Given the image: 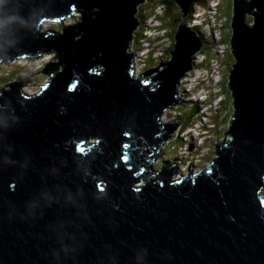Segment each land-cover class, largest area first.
Here are the masks:
<instances>
[{
    "label": "water",
    "instance_id": "water-1",
    "mask_svg": "<svg viewBox=\"0 0 264 264\" xmlns=\"http://www.w3.org/2000/svg\"><path fill=\"white\" fill-rule=\"evenodd\" d=\"M142 1L0 0V264H264V0H235L229 141L177 179L150 159L203 41L180 25L164 70L132 76ZM191 1L176 0L183 16ZM76 8L84 22L41 30Z\"/></svg>",
    "mask_w": 264,
    "mask_h": 264
},
{
    "label": "rangeland",
    "instance_id": "rangeland-1",
    "mask_svg": "<svg viewBox=\"0 0 264 264\" xmlns=\"http://www.w3.org/2000/svg\"><path fill=\"white\" fill-rule=\"evenodd\" d=\"M207 2V7H210V10L212 12L219 14L217 21L213 19L214 14H206V17L211 20L212 23H208L207 21L202 22V19L195 17V24H199L200 22H202L204 23V27H202L201 25V27H189L187 29H191L201 35L203 30L204 35H207L206 38L215 37L216 39L218 37V31L216 33L215 29H221L219 30V42H221V40H223L224 38L226 39V37L228 38V40H230L233 35L232 18L234 17L233 9L235 0H207ZM165 3L168 6H164L163 4ZM169 3H171V7ZM158 5H160V7L157 8L158 11H154L153 9ZM191 8L194 9L191 16L197 15V13H195L197 11H200V13L202 14L203 11L206 12V6L197 0L191 1V4H189V9ZM98 9L99 8L96 6L95 8H93V10ZM138 9L140 10L138 16L143 14L147 15L149 19H154L150 24V28L152 30H150L149 33H143V35H146V37L136 40L135 44L137 48H139L140 45L146 46L145 42L148 43L149 41H152L155 44L152 45V43H150L152 45V48L154 49L152 55L150 56V63H148L147 66V70H149L151 68L158 67L161 61L164 62L172 60V57L169 55L168 49H175L176 46V35L174 33V28L179 30L180 25L185 26L186 23L191 24V20L193 19H190L187 16L189 15V13H187L186 16H183L185 15V12H183L180 4L176 3V0H144L138 4ZM82 18L83 15L81 14V12H78L77 14L76 12H74L72 16L65 17V22L64 20L63 22H45L44 24H42L41 30L43 32L52 30V32H55L56 34H62L64 33V27L67 28V26L69 25L84 22ZM254 18L255 16L252 13H247L245 19L249 24H254ZM210 26H216V28H210ZM186 27H188V25ZM134 31L136 33L140 32L139 29H136ZM220 31H222L224 35H222V33L220 34ZM79 36L80 38L82 37L81 35ZM221 43L222 44H220V46H218L216 49L217 51H220V60L211 58L209 61H205L203 52H196L193 54L194 58L192 59V69H189L186 74H184V76L179 81L181 82V84L179 83L180 85H178L177 87V90H179L180 92L179 94H177V96L179 99H182L181 103H175L170 108L164 109V112L161 115V119L166 121V123L180 121V125L175 128L174 132H172V135L169 138L162 141V149L160 154L158 153L160 163L159 160H155L156 168L160 167L162 163L161 161L164 160L165 164L174 162H176V164H179L182 171L178 170L177 172L181 171L184 174L188 173V167L192 166V171L195 173L198 170H202L207 164H209L212 158L218 156L217 153H215L216 144L220 143L222 140L224 141V139V143L229 141L230 135L229 133L226 134V132L230 129L231 122H233L234 120L233 112L235 111L233 106L235 98L232 95L229 86L231 76L229 67H233L232 64L235 63V59L231 54V46H227L226 42ZM148 45L146 46V48H144V52L148 51L149 54L152 48H150V45ZM129 50H133L132 42H130ZM225 50L227 52L229 51V55L225 53ZM144 52L139 51V54L142 56L138 60L139 64L137 66V71H134V74L136 72L134 76L145 70L144 66H142V64L140 63V60L143 56H148H146ZM61 60L62 59L60 56H47L46 61L41 62L39 75L44 70L43 68H46L50 63H54V65H56L54 66V69L59 68L57 64H59V62L62 63L63 60ZM204 65H206L207 67H204ZM5 66L6 65H4V63L0 62V83L2 77L5 74V71L2 70V68L5 69ZM19 66H34V59L21 61L19 62ZM53 70H50V72H52ZM63 70L64 68L58 71L56 75H54V77H57ZM163 70L164 65H160L159 71ZM159 71L151 72L150 75L154 77L158 74ZM51 74L49 73L48 79L50 84H52V81L54 80ZM22 77L23 76H18L16 77V79L22 83V79L20 80V78ZM7 87L8 85L0 84V90L6 89ZM27 89L29 95L36 94L37 90L30 88ZM1 92L2 91H0V93ZM0 97V100H2L3 96ZM206 99H209L207 100L208 102L205 101ZM197 101L200 104L199 109L197 113L194 112V110L191 113V110L196 107L195 103ZM204 102H206L207 106ZM183 115L185 117H183ZM191 115L193 120L191 119L187 124L186 119L182 118H187L188 116L191 117ZM200 115L201 118L199 117ZM202 126H206V128L209 129H205V132L203 131L202 133H200V128ZM219 129H224V133ZM158 164L160 166H158ZM161 169L162 167L160 168V170ZM181 175L183 174L181 173ZM178 176L180 177L179 173H177L175 178H179ZM137 184L142 186V182L140 180L137 181Z\"/></svg>",
    "mask_w": 264,
    "mask_h": 264
},
{
    "label": "trees",
    "instance_id": "trees-1",
    "mask_svg": "<svg viewBox=\"0 0 264 264\" xmlns=\"http://www.w3.org/2000/svg\"><path fill=\"white\" fill-rule=\"evenodd\" d=\"M163 1V0H162ZM164 6H168L166 3L165 4H163ZM169 5H170V7H171V3H169ZM158 7H160V5H158V6H156L155 8H156V10H157V8ZM138 8V7H137ZM138 11L140 12V10L138 9ZM194 11V9H190V11H189V15H187L189 18H190V15H192V12ZM139 12H137L136 13V17H137V15H138V13ZM139 17H141L142 18V21L141 22H139V25H137L138 27L136 28V29H139L140 30V32L139 33H136V32H134V36H136V37H144V35H143V31L144 30H147V26H146V24H143L144 22H143V20H146L145 18H148L147 17V15H144V17H142L141 15H139ZM198 27V26H197ZM177 30L178 29H175L174 28V33H175V35H176V33H177ZM221 30V29H220ZM52 32V31H51ZM193 32V35L194 36H198V37H202V41H203V44H202V46H201V49L199 50V51H197V52H203V54H204V56H205V61H209L211 58H215V59H217V60H220L221 58H220V56H218L216 53H215V49H213V46L215 45V40H212V39H209V38H206V37H203L201 34H198L197 32H194V31H192ZM222 32V31H221ZM52 34H55L54 32H52ZM222 35H224V33L222 32ZM231 40V39H230ZM230 40H228V38L226 37V39L224 38L223 40H221V42H226V44H227V46H231V43H230ZM176 42V41H175ZM232 47V46H231ZM174 49H172V48H170V49H168V51H169V55L172 57V51H173ZM226 51V50H225ZM229 52V51H228ZM227 51L225 52V53H227L228 55H229V53H228ZM233 52V51H232ZM231 52V54L233 55V53ZM57 56H59L58 54H57ZM192 58H194V57H192ZM233 58H234V56H233ZM235 59V58H234ZM150 60L151 59H149V60H147L146 62H148V63H150ZM197 64V63H196ZM235 64V63H234ZM148 66V65H147ZM204 67H207L206 65H204ZM230 68V70H231V68L232 67H229ZM62 69V66H59V68H57V71L56 72H58V71H60ZM56 72L54 73V75H56ZM229 83H230V81H229ZM230 87H231V84L229 85ZM232 92V91H231ZM233 95V94H232ZM195 108L194 109H192L191 110V113H192V111L194 110V112H196L197 113V111H198V109H199V106H200V104H198V103H195ZM193 115V114H192ZM192 115H191V117H187V118H182V119H186V121H187V124H188V122L192 119ZM183 117H185L184 115H183ZM181 118V117H180ZM193 120V119H192ZM221 132H223L224 133V129H219ZM219 134V133H218Z\"/></svg>",
    "mask_w": 264,
    "mask_h": 264
},
{
    "label": "bare ground",
    "instance_id": "bare-ground-1",
    "mask_svg": "<svg viewBox=\"0 0 264 264\" xmlns=\"http://www.w3.org/2000/svg\"><path fill=\"white\" fill-rule=\"evenodd\" d=\"M200 3H202L203 5H205L206 6V12H212L211 10H210V7L208 8L207 7V0H205V2H200ZM210 4V3H209ZM210 6V5H209ZM218 6V5H217ZM154 11H158V10H156V8H154L153 9ZM74 12H76V14L79 12V11H74ZM74 12H72L71 14H70V16H72V14L74 13ZM195 13H197V15H193V16H191L190 15V19H193V20H191V24H187L188 25V27H186L187 25L185 24V28H189V27H197V26H199V27H201V25H202V27H204L203 25H204V23H202V22H204V21H207L208 23H211L210 22V20L206 17V15L205 14H202V13H200V11H197V12H195ZM194 13V14H195ZM142 17H144V15L142 14L141 15ZM195 17L196 18H199V19H202V22H200L199 24H195V22H194V20H195ZM138 18V23L139 22H141L142 21V18L141 17H137ZM146 20H143V24H146V26H147V30H144L143 31V33H149L150 32V30H152L151 28H150V24H149V18H145ZM63 20H64V22H65V17L63 18ZM51 21H53V19H47L46 21H43V23L42 24H44L45 22H51ZM153 21V20H152ZM63 22V21H62ZM206 22V23H207ZM42 24H40L41 25V28H42ZM220 30V29H219ZM215 32L217 33V29H215ZM222 32L220 31V34H221ZM202 36L203 37H207V35H204V32H203V30H202ZM146 37V35H144V37H136V36H133L132 37V40H131V42L133 43V48L136 50V59H139V58H141V56L142 55H140L139 54V51H143L144 52V48H146V46L148 45V43H146L145 42V44H146V46H139V48H137L136 46H135V44H136V40H139V39H143V38H145ZM161 38V37H160ZM209 38V37H208ZM218 38V37H217ZM200 40L202 41V37L200 38ZM212 40H214V39H212ZM151 43H152V45H155L152 41H151ZM152 45H150V48H152ZM156 46H158V45H156ZM219 46V41H216L215 40V45L213 46V49H217V47ZM153 49L154 48H152L151 49V52H153ZM156 49V48H155ZM159 49V48H158ZM147 52V51H146ZM202 53V52H201ZM144 54H145V52H144ZM144 58V56L142 57V59ZM48 66V65H47ZM209 67V66H208ZM201 68V67H200ZM44 69V68H43ZM42 69V70H43ZM65 69V68H64ZM135 74H136V72H135ZM134 74V75H135ZM139 75V74H138ZM51 76L53 77V78H55L54 77V73H52L51 74ZM137 76V75H136ZM147 76H148V78L147 79H151L153 76L152 75H150V74H147ZM23 78V77H22ZM22 78H20V80L22 79ZM4 89H1L0 91H3ZM193 91V90H192ZM0 99H1V97H0ZM207 100H209V99H206L205 101H207ZM208 102V101H207ZM205 104H206V102H204ZM204 111V110H203ZM216 121V120H215ZM89 140H91V139H89ZM228 143V141L227 142H225L224 144H227ZM160 152L161 151H159V154H160ZM159 154H158V156H159ZM159 165V164H158ZM193 172V171H192ZM139 174H140V172H139ZM139 174H137V176L139 175ZM179 177V176H178ZM142 181H144V179H143V177H142Z\"/></svg>",
    "mask_w": 264,
    "mask_h": 264
},
{
    "label": "built area",
    "instance_id": "built-area-1",
    "mask_svg": "<svg viewBox=\"0 0 264 264\" xmlns=\"http://www.w3.org/2000/svg\"><path fill=\"white\" fill-rule=\"evenodd\" d=\"M203 14H214V16H213V19L215 20V21H217V19H218V16H219V14H217V13H214V12H205V11H203ZM152 20H154L153 18L152 19H149V24H151V22H152ZM210 22L212 23V21L210 20ZM138 27V26H137ZM210 28H216V26L215 27H211L210 26ZM217 29V28H216ZM217 31H218V38L216 39L215 37H210L211 39H216V41H219L220 40V36H219V29H217ZM149 43V45H151L150 43H151V41H149L148 42ZM220 44H222L221 42H219V46H220ZM148 45V46H149ZM131 52H135V56H134V60H133V68L134 69H136V71H137V66H138V64H139V62H138V60L139 59H136V50L133 48V50H130ZM220 51H217V50H215V53L218 55V56H220L221 54L219 53ZM145 55L147 56V57H145L144 56V59H141L140 60V63L142 64V66H144V69L145 70H143V71H146L147 70V65H148V62H146L147 60H149L150 59V56L152 55V52H150L149 54H148V51L147 52H145ZM164 62H166V61H164ZM206 127V126H205ZM206 129H209V128H206ZM205 132V131H204Z\"/></svg>",
    "mask_w": 264,
    "mask_h": 264
},
{
    "label": "flooded vegetation",
    "instance_id": "flooded-vegetation-1",
    "mask_svg": "<svg viewBox=\"0 0 264 264\" xmlns=\"http://www.w3.org/2000/svg\"><path fill=\"white\" fill-rule=\"evenodd\" d=\"M151 161H150V164L152 165V168H154V170L156 171V172H158L159 170H160V168L162 167V168H166L167 166H169L168 168L169 169H173L175 172H177L178 170H181L182 171V169H181V166L179 165V164H174V165H169V163L167 164H165V162L164 161H161L162 163H161V166L160 165H158V166H160V167H158V168H156L155 167V160H159V163H160V158H159V156H157V154L156 155H154V157H153V159L151 158L150 159ZM178 161V160H177ZM193 167L191 166V167H188V170L190 171L191 169H192ZM178 172L179 174L180 173H182V172Z\"/></svg>",
    "mask_w": 264,
    "mask_h": 264
},
{
    "label": "clouds",
    "instance_id": "clouds-1",
    "mask_svg": "<svg viewBox=\"0 0 264 264\" xmlns=\"http://www.w3.org/2000/svg\"><path fill=\"white\" fill-rule=\"evenodd\" d=\"M139 12V11H138ZM137 17H138V15H137ZM196 103H198L199 104V102L197 101ZM206 105V104H205ZM207 106V105H206ZM206 129V127H204V130ZM152 166V165H151ZM180 175H181V173H180ZM174 178H175V176H174ZM175 179H177V178H175ZM142 182V185L145 183V182H143V181H141Z\"/></svg>",
    "mask_w": 264,
    "mask_h": 264
}]
</instances>
